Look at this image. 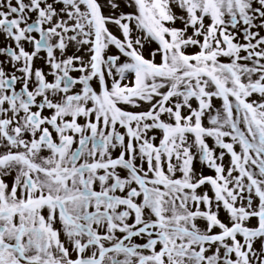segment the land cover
<instances>
[{"label": "snow or ice", "instance_id": "6c2138e0", "mask_svg": "<svg viewBox=\"0 0 264 264\" xmlns=\"http://www.w3.org/2000/svg\"><path fill=\"white\" fill-rule=\"evenodd\" d=\"M0 264H264V0H0Z\"/></svg>", "mask_w": 264, "mask_h": 264}]
</instances>
